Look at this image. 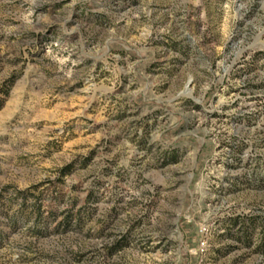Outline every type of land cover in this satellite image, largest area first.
Instances as JSON below:
<instances>
[{"label": "rangeland", "instance_id": "rangeland-1", "mask_svg": "<svg viewBox=\"0 0 264 264\" xmlns=\"http://www.w3.org/2000/svg\"><path fill=\"white\" fill-rule=\"evenodd\" d=\"M0 264H264V0H0Z\"/></svg>", "mask_w": 264, "mask_h": 264}, {"label": "bare ground", "instance_id": "bare-ground-1", "mask_svg": "<svg viewBox=\"0 0 264 264\" xmlns=\"http://www.w3.org/2000/svg\"><path fill=\"white\" fill-rule=\"evenodd\" d=\"M184 93H186L187 95H190V91L189 92L188 91L187 92L185 91Z\"/></svg>", "mask_w": 264, "mask_h": 264}, {"label": "built area", "instance_id": "built-area-1", "mask_svg": "<svg viewBox=\"0 0 264 264\" xmlns=\"http://www.w3.org/2000/svg\"><path fill=\"white\" fill-rule=\"evenodd\" d=\"M204 246H205L204 243H202V244H201V247H204Z\"/></svg>", "mask_w": 264, "mask_h": 264}]
</instances>
